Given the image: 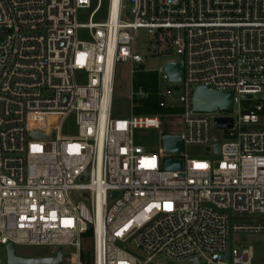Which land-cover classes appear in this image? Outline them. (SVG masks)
Returning a JSON list of instances; mask_svg holds the SVG:
<instances>
[{
  "label": "built area",
  "instance_id": "built-area-1",
  "mask_svg": "<svg viewBox=\"0 0 264 264\" xmlns=\"http://www.w3.org/2000/svg\"><path fill=\"white\" fill-rule=\"evenodd\" d=\"M105 4L106 21L94 23ZM114 4L0 0L4 264L9 245L61 249L62 264L66 247L75 250L67 264H254V248L233 236L264 234V0ZM93 6L83 23L80 12ZM140 30L168 38L182 80L158 73L159 87L168 85L159 107L171 113L117 119L116 64L143 63L133 50ZM198 88L233 93L232 111L194 112ZM71 116L76 135L64 137ZM229 119L231 128H216ZM149 130L181 137L183 152L138 144L137 133ZM189 147L219 160L189 158ZM167 159L182 161V171H166Z\"/></svg>",
  "mask_w": 264,
  "mask_h": 264
},
{
  "label": "rangeland",
  "instance_id": "rangeland-1",
  "mask_svg": "<svg viewBox=\"0 0 264 264\" xmlns=\"http://www.w3.org/2000/svg\"><path fill=\"white\" fill-rule=\"evenodd\" d=\"M95 8L92 7L90 11H81L82 22L87 24L89 13ZM130 7H128V10ZM107 18V5L105 4L103 9L93 18L94 23H104ZM171 55H163V49L159 47L158 43L149 36L145 30H140L136 37V42L133 45V50L136 54L143 58L142 64L132 65L130 62L122 61L117 62L115 69L114 79V92L112 99V115L117 119H126L136 116L134 109L136 104L130 103V97L132 94H139L140 91H136L133 87L134 78L139 72L148 71L159 73L164 66L169 62H181L182 57L177 54V51L170 45ZM133 72V73H132ZM78 81L83 84L86 82V76L83 73L77 74ZM159 86V85H158ZM168 85L166 82H161L159 90H163ZM183 94L179 89L174 93V98L178 99ZM170 121L166 124L164 130L169 128ZM175 126V125H174ZM180 126V123H179ZM178 126V127H179ZM76 126L74 117H69L61 128V135L64 137H74L76 135ZM55 134H52L51 140H55ZM136 139L138 144L147 146L148 150L159 151L163 150V138L156 130L138 132ZM185 154L189 158H209L219 160V157L214 156L208 149L189 147L186 149ZM233 242L240 244L241 246L253 247L255 253L254 264H264V234H238L233 236ZM5 252V248H2ZM88 246V250H89ZM55 248L52 247H34V246H15V255L21 258H49L57 254ZM75 254V250L72 248L63 249V261L68 263V259L71 255ZM6 255V254H5ZM161 264H176L167 260L161 261Z\"/></svg>",
  "mask_w": 264,
  "mask_h": 264
},
{
  "label": "water",
  "instance_id": "water-1",
  "mask_svg": "<svg viewBox=\"0 0 264 264\" xmlns=\"http://www.w3.org/2000/svg\"><path fill=\"white\" fill-rule=\"evenodd\" d=\"M4 32H0V38ZM163 55H171V51H163ZM183 66L179 63L169 62L164 66V72L172 83H181L183 76ZM245 99H251L246 96ZM193 110L196 113H214L218 111H232L234 105L233 93H220L210 91L207 88L195 89L192 95ZM232 127V120H217V129H229ZM163 148L166 152L181 154L183 152L182 139L179 136H164ZM220 153V146L215 147V154ZM166 171L180 172L183 163L180 160L167 159L164 163ZM116 197V194L113 195ZM6 264H62V250L59 249L55 258H21L15 255V247L7 246L5 250ZM197 263V261H196ZM0 264H4V254L0 251ZM185 264V263H183ZM198 264V263H197Z\"/></svg>",
  "mask_w": 264,
  "mask_h": 264
},
{
  "label": "trees",
  "instance_id": "trees-1",
  "mask_svg": "<svg viewBox=\"0 0 264 264\" xmlns=\"http://www.w3.org/2000/svg\"><path fill=\"white\" fill-rule=\"evenodd\" d=\"M160 48L169 49L170 41L167 37L157 41ZM133 87L136 91H140L144 94L143 98L136 101V108L134 114L136 116H159L167 113H171L170 110L161 109L159 107V86H158V74L154 72H139L134 78ZM88 255V262L90 263V254Z\"/></svg>",
  "mask_w": 264,
  "mask_h": 264
},
{
  "label": "bare ground",
  "instance_id": "bare-ground-1",
  "mask_svg": "<svg viewBox=\"0 0 264 264\" xmlns=\"http://www.w3.org/2000/svg\"><path fill=\"white\" fill-rule=\"evenodd\" d=\"M116 6V0H115V4H114V7Z\"/></svg>",
  "mask_w": 264,
  "mask_h": 264
}]
</instances>
